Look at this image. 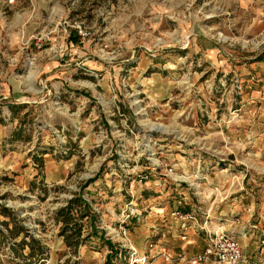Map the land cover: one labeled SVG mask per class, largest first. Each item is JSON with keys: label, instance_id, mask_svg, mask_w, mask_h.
I'll use <instances>...</instances> for the list:
<instances>
[{"label": "rangeland", "instance_id": "obj_1", "mask_svg": "<svg viewBox=\"0 0 264 264\" xmlns=\"http://www.w3.org/2000/svg\"><path fill=\"white\" fill-rule=\"evenodd\" d=\"M262 55L264 0H0V221L47 264L190 257L168 248L176 210L245 251L264 238ZM78 197L95 217L73 203L67 245ZM21 238L0 233V264L34 261Z\"/></svg>", "mask_w": 264, "mask_h": 264}, {"label": "built area", "instance_id": "obj_2", "mask_svg": "<svg viewBox=\"0 0 264 264\" xmlns=\"http://www.w3.org/2000/svg\"><path fill=\"white\" fill-rule=\"evenodd\" d=\"M171 215H180L179 212L172 211ZM185 220L188 215H180ZM186 222H182L181 227L186 228ZM196 230L205 233L206 241L202 250L198 251L190 257L180 256L174 258L170 254H165L164 262L167 264H180L181 260L186 261L185 264H262L264 263L260 257H250L246 254L239 243L237 236L228 232L222 227L207 229L201 223H197ZM145 256L139 257L135 262L144 264Z\"/></svg>", "mask_w": 264, "mask_h": 264}, {"label": "crops", "instance_id": "obj_3", "mask_svg": "<svg viewBox=\"0 0 264 264\" xmlns=\"http://www.w3.org/2000/svg\"><path fill=\"white\" fill-rule=\"evenodd\" d=\"M186 203V202H185ZM171 212V210H170ZM174 215H166L165 219H167V221L169 223H172L173 225L167 226L168 228H170L169 230H165L163 228V224L162 221H164L163 219V215H157L156 218L159 217L160 221L159 223L152 225L150 234L154 237V242H155V246L156 247V253L159 254L160 252L158 251V249H161V240L158 235L159 231H163L165 230L166 232L171 231L172 232V237H169V242H168V248L171 251H175L177 254L178 253H186L187 255H192L200 250L203 249L205 241H206V237L205 235L201 232L196 230V223H192L191 221H187V226L186 228L181 227V221L178 218L173 217ZM180 226V227H179ZM231 232V231H230ZM264 232V231H263ZM232 234H234L233 232H231ZM248 233V232H247ZM254 234V230L252 232H249L248 234V247L247 249L244 251L246 254H248L250 257H260V259L262 258V253L264 252V238H262L263 236L260 235V238H256V236L253 237ZM235 235V234H234ZM157 236V237H156ZM235 236L238 237L239 240H241V236L236 234ZM180 248V249H179ZM168 249V250H169ZM154 250V248H153ZM159 252V253H158ZM156 254V255H157ZM264 259V258H262ZM162 258L160 255H158L157 258H155L154 260V264H163L162 263Z\"/></svg>", "mask_w": 264, "mask_h": 264}, {"label": "trees", "instance_id": "obj_4", "mask_svg": "<svg viewBox=\"0 0 264 264\" xmlns=\"http://www.w3.org/2000/svg\"><path fill=\"white\" fill-rule=\"evenodd\" d=\"M260 58H264V55H262ZM79 204L76 212H79L78 218L82 219L83 217L87 216L89 214V218L92 220L95 217V213L90 212L88 202L81 199L80 197L75 198V199H69L66 206L60 207L57 210V213L61 216V222H62V227H61V232L60 234L63 235V238L65 240V243L67 245H71L72 241L71 238H75L77 236H80L81 230H82V224L81 223H76L74 220L75 218L71 215L72 210L74 209L73 203ZM81 208L82 211H81ZM3 214L5 216L10 217L9 210L6 207H3L2 209ZM11 220H15L14 216L11 217ZM1 225L3 226L4 230L0 229V233L2 235H9L11 237H16L19 236L21 233H23V238L20 239L19 246L21 248H24V246L29 245L31 248V251L29 253V257L33 259V262H28V264H47L45 261H43V255L45 253L44 247L42 245H38L37 252H35L34 244L39 243L38 240L34 239L28 232L27 229L23 226H17L16 223H14L13 227L9 226V221L7 220H2L0 221ZM94 227V225H93ZM92 227V228H93ZM94 229V228H93ZM28 237V239H25ZM101 240H106L102 237ZM78 242H74V245H76ZM109 243V241H107Z\"/></svg>", "mask_w": 264, "mask_h": 264}]
</instances>
